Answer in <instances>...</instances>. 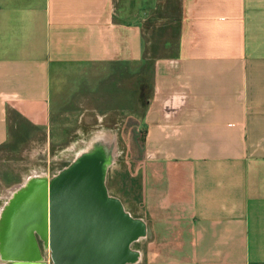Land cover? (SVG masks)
Returning a JSON list of instances; mask_svg holds the SVG:
<instances>
[{
    "label": "crops",
    "instance_id": "0c3cea01",
    "mask_svg": "<svg viewBox=\"0 0 264 264\" xmlns=\"http://www.w3.org/2000/svg\"><path fill=\"white\" fill-rule=\"evenodd\" d=\"M122 2L0 0V149L15 111L47 129L61 65L143 62L144 152L109 177L136 264H264V0Z\"/></svg>",
    "mask_w": 264,
    "mask_h": 264
},
{
    "label": "water",
    "instance_id": "95a60500",
    "mask_svg": "<svg viewBox=\"0 0 264 264\" xmlns=\"http://www.w3.org/2000/svg\"><path fill=\"white\" fill-rule=\"evenodd\" d=\"M92 124L84 135L77 131L62 163L28 172L8 197L0 196V264L141 260L150 222L109 187L120 127L107 119Z\"/></svg>",
    "mask_w": 264,
    "mask_h": 264
},
{
    "label": "rangeland",
    "instance_id": "374dc122",
    "mask_svg": "<svg viewBox=\"0 0 264 264\" xmlns=\"http://www.w3.org/2000/svg\"><path fill=\"white\" fill-rule=\"evenodd\" d=\"M115 1L117 5L123 3V0ZM145 67L143 62L128 61L92 63L84 67L63 64L57 68L61 78L52 76L53 109L48 117L47 129L40 123L29 121L18 111L13 114L12 139L0 149V178L4 180L0 196L5 193V187L20 182L28 172L49 170L57 163H62L67 158V148L77 142V131L84 135L86 129H91L85 120L104 122L107 119L112 124L120 122L118 159L113 168L136 165L140 160L138 157L144 152L145 129L140 125L139 118L142 113L139 73ZM95 93L98 95L96 108L101 112L99 115L93 111ZM81 103L90 107L82 120L80 116L84 108ZM119 104L122 105L120 112L113 108ZM108 106L113 109L106 115L104 111Z\"/></svg>",
    "mask_w": 264,
    "mask_h": 264
},
{
    "label": "bare ground",
    "instance_id": "6f19581e",
    "mask_svg": "<svg viewBox=\"0 0 264 264\" xmlns=\"http://www.w3.org/2000/svg\"><path fill=\"white\" fill-rule=\"evenodd\" d=\"M13 187H10V188H6L5 189V193H3L2 197L4 196L5 198L8 197L11 193V190H12Z\"/></svg>",
    "mask_w": 264,
    "mask_h": 264
},
{
    "label": "trees",
    "instance_id": "16d2710c",
    "mask_svg": "<svg viewBox=\"0 0 264 264\" xmlns=\"http://www.w3.org/2000/svg\"><path fill=\"white\" fill-rule=\"evenodd\" d=\"M143 137H144V139H145V132H143Z\"/></svg>",
    "mask_w": 264,
    "mask_h": 264
},
{
    "label": "flooded vegetation",
    "instance_id": "af4514ba",
    "mask_svg": "<svg viewBox=\"0 0 264 264\" xmlns=\"http://www.w3.org/2000/svg\"><path fill=\"white\" fill-rule=\"evenodd\" d=\"M18 172H20V171H18ZM40 244H41V242H40ZM42 251V250H41Z\"/></svg>",
    "mask_w": 264,
    "mask_h": 264
}]
</instances>
